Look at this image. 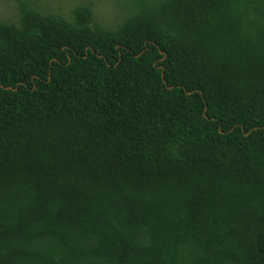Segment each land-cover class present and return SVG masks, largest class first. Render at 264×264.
<instances>
[{"label": "trees", "instance_id": "16d2710c", "mask_svg": "<svg viewBox=\"0 0 264 264\" xmlns=\"http://www.w3.org/2000/svg\"><path fill=\"white\" fill-rule=\"evenodd\" d=\"M117 4L0 21V264H264V0Z\"/></svg>", "mask_w": 264, "mask_h": 264}, {"label": "rangeland", "instance_id": "374dc122", "mask_svg": "<svg viewBox=\"0 0 264 264\" xmlns=\"http://www.w3.org/2000/svg\"><path fill=\"white\" fill-rule=\"evenodd\" d=\"M46 11L58 13L69 17L70 11L77 4L89 3L93 5L99 19L107 24H112L118 13L117 0H34ZM18 0H0V21H14L17 18Z\"/></svg>", "mask_w": 264, "mask_h": 264}, {"label": "water", "instance_id": "95a60500", "mask_svg": "<svg viewBox=\"0 0 264 264\" xmlns=\"http://www.w3.org/2000/svg\"><path fill=\"white\" fill-rule=\"evenodd\" d=\"M164 76V73H163ZM19 87V86H18ZM6 90H14L13 88L9 87V88H5Z\"/></svg>", "mask_w": 264, "mask_h": 264}]
</instances>
